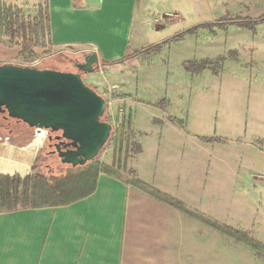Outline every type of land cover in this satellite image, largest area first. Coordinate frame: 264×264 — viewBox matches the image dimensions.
Returning a JSON list of instances; mask_svg holds the SVG:
<instances>
[{
    "label": "rangeland",
    "instance_id": "1",
    "mask_svg": "<svg viewBox=\"0 0 264 264\" xmlns=\"http://www.w3.org/2000/svg\"><path fill=\"white\" fill-rule=\"evenodd\" d=\"M149 1L144 24L136 14L130 45L158 47L129 54L121 67L113 69L115 61L101 63L82 75L110 102L105 112V121L113 126L110 138L87 166L52 161L56 172L67 170L69 179L56 191L37 185L40 197L50 202L79 196L91 188L98 165L133 180L130 163L139 144L143 148L155 135L152 129L160 121H170L179 131L201 136L195 163L183 159L168 165L177 172L180 190L185 176L198 171L196 190L208 214L218 222L226 217L245 239L264 245V22H256L264 17V0ZM38 2L0 0V64L71 69L64 55L80 59L93 48L54 47L46 6L38 8ZM10 21L15 30L19 24L29 26L26 44L11 38ZM35 133L33 129L29 145L40 147L47 134ZM193 229L199 243L184 248L187 255L180 264H213L216 259L228 264L226 258L232 264H264V255L246 243L237 244L204 225Z\"/></svg>",
    "mask_w": 264,
    "mask_h": 264
},
{
    "label": "crops",
    "instance_id": "2",
    "mask_svg": "<svg viewBox=\"0 0 264 264\" xmlns=\"http://www.w3.org/2000/svg\"><path fill=\"white\" fill-rule=\"evenodd\" d=\"M149 3L39 0L38 8L46 6L47 33L54 47L93 48L103 66L115 61V69L125 64L126 56L142 50L139 45L131 47L130 38L135 22L144 24L148 17ZM160 123L143 148L139 144L140 151L130 163L133 180L182 203L193 213L232 228L231 220L225 217L218 222L204 209L195 185L198 171L185 176L187 183L181 191L177 172L168 167L183 159L195 163L202 146L197 138L201 136L186 129L179 131L170 121ZM32 140L20 144V136H0V176L23 179L38 174L33 167L47 136L40 147L39 143L29 145ZM133 180L99 172L93 191L85 196L71 197L65 203L0 210V264H180L186 259L184 248L199 243L194 227L204 225L219 232L154 198Z\"/></svg>",
    "mask_w": 264,
    "mask_h": 264
},
{
    "label": "water",
    "instance_id": "3",
    "mask_svg": "<svg viewBox=\"0 0 264 264\" xmlns=\"http://www.w3.org/2000/svg\"><path fill=\"white\" fill-rule=\"evenodd\" d=\"M74 59L78 72L0 64V113L48 131V140L59 132L55 151L60 163L72 168L94 160L113 129L102 119L108 102L82 77L100 67L97 53L84 51Z\"/></svg>",
    "mask_w": 264,
    "mask_h": 264
},
{
    "label": "trees",
    "instance_id": "4",
    "mask_svg": "<svg viewBox=\"0 0 264 264\" xmlns=\"http://www.w3.org/2000/svg\"><path fill=\"white\" fill-rule=\"evenodd\" d=\"M235 23H241L239 21H234ZM256 22H264V17L256 19ZM14 24L10 21L9 23V32L11 38L16 40L18 43L20 40H22L25 44L27 43L28 39V33H29V26L28 25H21L20 24L17 26L18 29H14ZM22 31V34L20 36V32ZM180 35H178L175 38H178ZM158 46H153L151 48H148L146 50H142L141 52H146L155 49ZM140 52V53H141ZM139 53H135L134 55H138ZM129 57L126 56L125 59ZM47 63L49 62L46 61ZM48 68H55L56 66L50 65V66H45ZM62 67V66H58ZM106 113L103 115L102 119L105 120ZM3 122L2 116L0 114V123ZM33 129L29 128L25 123L19 122L18 125L14 126V130L12 134H10L6 129H0V136L1 137H10V138H16L20 136V144H26L28 143L31 139V132ZM48 150V146L45 145L42 151L39 153V157H43L45 159L43 162H36L34 164L33 170L36 171L39 167H41L40 173L32 176H27L25 178H20L19 176H0V210H13L16 208H28V207H36L40 206L41 204H44L48 202L49 204H56L57 202L65 203L69 202L71 198H66L63 201H45L42 200L40 197L39 189L37 185H44L46 186L49 190L56 191V187H59L58 185L62 182L69 179V174L66 171L63 172H56L55 169L49 170L48 167L45 165L47 163L46 159L50 158V156L46 153ZM89 162L84 165L87 166ZM66 167H70L68 165H63ZM83 166V167H84ZM103 172L112 176H116L114 172L111 170L110 167L107 165H98L96 171H95V176L99 173ZM76 177V175H75ZM134 185L137 187L141 188L142 190L148 192L151 196L154 198L163 201L170 206L180 210L181 212L185 213L186 215L195 218L202 223L218 230L219 232L235 239L236 241L247 244L251 246L254 250L259 252L260 254L264 255V245L261 243H254L252 241H249L248 239H245L243 235L229 227H222L218 225L217 223H214L198 214H195L188 209H186L182 203L176 202L174 200H170L169 198L163 196L160 194L158 191L151 189L144 184H141L138 181H133ZM75 184V183H74ZM93 191V187L89 188L86 192L82 193L80 196H85L89 194L90 192Z\"/></svg>",
    "mask_w": 264,
    "mask_h": 264
},
{
    "label": "flooded vegetation",
    "instance_id": "5",
    "mask_svg": "<svg viewBox=\"0 0 264 264\" xmlns=\"http://www.w3.org/2000/svg\"><path fill=\"white\" fill-rule=\"evenodd\" d=\"M64 60L65 62H67L69 64V66L67 67H71V69H67V68H53V69H57V70H62V71H72V72H78L77 68L75 67V59L74 57H69V56H65L64 55ZM101 64V63H100ZM83 75V74H82ZM2 116V120L3 122L0 123V129H6L10 134H12L13 130H14V126L18 125L20 121H17L15 119H11V118H5V113H0ZM60 133H53V139L51 140H46V144L48 146V150L46 151V153L50 156V158L46 159L47 163L45 164L49 170H54V166L52 164V161L55 162H59L60 163V159L57 156V152L55 151V144L58 143L60 140L55 139L54 137L59 135ZM49 135V134H48ZM63 140V139H61ZM61 149H63L61 147Z\"/></svg>",
    "mask_w": 264,
    "mask_h": 264
},
{
    "label": "built area",
    "instance_id": "6",
    "mask_svg": "<svg viewBox=\"0 0 264 264\" xmlns=\"http://www.w3.org/2000/svg\"><path fill=\"white\" fill-rule=\"evenodd\" d=\"M108 108H110V102H109V101H108ZM43 131H45V130H43ZM35 132H36L35 134H36V136H37L38 133L41 132V130H37V129H35ZM45 132H46L47 135H48V131H45ZM47 135H46V136H47Z\"/></svg>",
    "mask_w": 264,
    "mask_h": 264
},
{
    "label": "bare ground",
    "instance_id": "7",
    "mask_svg": "<svg viewBox=\"0 0 264 264\" xmlns=\"http://www.w3.org/2000/svg\"><path fill=\"white\" fill-rule=\"evenodd\" d=\"M46 134L47 133L45 131L41 130V132H39L37 136H42V135H46Z\"/></svg>",
    "mask_w": 264,
    "mask_h": 264
}]
</instances>
